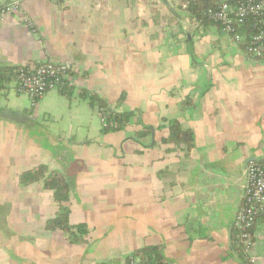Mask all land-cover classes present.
Returning a JSON list of instances; mask_svg holds the SVG:
<instances>
[{
    "label": "crops",
    "instance_id": "0c3cea01",
    "mask_svg": "<svg viewBox=\"0 0 264 264\" xmlns=\"http://www.w3.org/2000/svg\"><path fill=\"white\" fill-rule=\"evenodd\" d=\"M19 7L0 20V65L69 63L72 88L34 104L15 78L0 90V108L38 123L0 116V264H122L147 245H161L172 264H264V209L244 259L229 249L246 167L264 159V58H247L180 0ZM81 91L134 116L105 131ZM170 120L193 131L188 154L162 142ZM144 127L154 134L136 139ZM39 164L70 179L69 221L87 224L84 243L45 229L57 210L52 191L18 178Z\"/></svg>",
    "mask_w": 264,
    "mask_h": 264
},
{
    "label": "built area",
    "instance_id": "2783aa9c",
    "mask_svg": "<svg viewBox=\"0 0 264 264\" xmlns=\"http://www.w3.org/2000/svg\"><path fill=\"white\" fill-rule=\"evenodd\" d=\"M205 13L238 46L248 36L242 47L247 58H264V0H209ZM187 8V3H184ZM19 0H10L0 6V20L8 13L19 12ZM25 19V18H24ZM72 66L52 59L22 65L18 70L17 91L27 95L34 104L47 91L71 84ZM102 127L113 125L101 113ZM246 182L243 199L234 219L236 244L247 255L252 244V228L264 209V162H250L245 170ZM253 262V259H250ZM122 264H139L130 255Z\"/></svg>",
    "mask_w": 264,
    "mask_h": 264
},
{
    "label": "trees",
    "instance_id": "16d2710c",
    "mask_svg": "<svg viewBox=\"0 0 264 264\" xmlns=\"http://www.w3.org/2000/svg\"><path fill=\"white\" fill-rule=\"evenodd\" d=\"M181 3H187V9L191 16L198 21L199 24L206 25L207 23L214 24L212 20L206 15L205 11L210 5L209 0H180ZM248 36L241 43L244 47ZM22 65H0V90L5 88L6 84L12 80L17 79L18 70ZM72 73V71H71ZM70 84L65 83L59 91L70 95ZM81 96L88 99L91 106L96 107L106 116L107 122H112L113 125L103 128L105 131L122 129L129 123L134 116L131 111H118L112 108L106 100L101 99L96 93H89L81 91ZM124 99V94L120 96L117 103H121ZM189 104V103H188ZM185 103V105H188ZM169 134L162 139V142L169 146V149L181 148L186 154L194 147V133L189 128H183L177 120L168 121ZM150 129L144 127L142 130L135 132L134 137L141 139L147 135ZM171 147V148H170ZM262 161V160H261ZM264 162V159L263 161ZM19 183L23 185L30 184L35 181H42L46 189L52 191L53 199L57 205L56 213L53 217L45 221L46 230H62L70 243L78 244L86 241L88 233V226L84 222L71 224L69 215L71 208L69 205V196L71 191L70 179L59 170H48L46 165L39 164L31 168L23 170L19 174ZM232 246L238 253L241 259H244L245 254L236 244V230L233 231ZM235 246V247H234ZM137 258L139 264H172V261L165 256L161 245H147L134 250L131 254Z\"/></svg>",
    "mask_w": 264,
    "mask_h": 264
},
{
    "label": "water",
    "instance_id": "95a60500",
    "mask_svg": "<svg viewBox=\"0 0 264 264\" xmlns=\"http://www.w3.org/2000/svg\"><path fill=\"white\" fill-rule=\"evenodd\" d=\"M0 116L6 117L9 120L16 122V123H19V124L26 126L28 128H34L38 125L36 120L31 115H28L24 112H20L17 110L9 109V108H0ZM150 129H151L152 135H153L154 129L152 127H150ZM261 146H262V150L264 152V142L263 141H261ZM229 249L235 255H238L236 250L234 248H232V246H230ZM242 264H244V263H242Z\"/></svg>",
    "mask_w": 264,
    "mask_h": 264
}]
</instances>
